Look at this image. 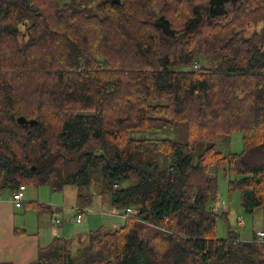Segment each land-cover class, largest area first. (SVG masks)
I'll use <instances>...</instances> for the list:
<instances>
[{
  "label": "trees",
  "instance_id": "obj_1",
  "mask_svg": "<svg viewBox=\"0 0 264 264\" xmlns=\"http://www.w3.org/2000/svg\"><path fill=\"white\" fill-rule=\"evenodd\" d=\"M212 1L0 0L1 188L75 187L82 209L95 189L137 212L73 254L55 238L28 264H264L255 237L216 238L210 208L212 167L234 176L244 213L264 208V0L209 14ZM203 57L218 63L196 68ZM174 124L185 142L130 136ZM234 132L242 152L215 151Z\"/></svg>",
  "mask_w": 264,
  "mask_h": 264
},
{
  "label": "rangeland",
  "instance_id": "obj_2",
  "mask_svg": "<svg viewBox=\"0 0 264 264\" xmlns=\"http://www.w3.org/2000/svg\"><path fill=\"white\" fill-rule=\"evenodd\" d=\"M239 0H223L218 3L216 7L214 4L211 6L215 8L217 12L222 13L231 9L234 4ZM60 6L70 3V0H57ZM262 24L248 25L246 33L250 34L254 30H260ZM217 59L201 58L195 64L196 68H200L202 65L216 66ZM132 138L136 139H170L177 142L186 141V126L185 124H174L170 129H164L159 132H145L135 131L130 134ZM215 151L221 153L223 156L228 154H240L243 149L242 135L238 132L231 133L229 136L218 135L214 139ZM199 153L197 148L193 157L196 158V154ZM148 158L154 159L161 169L168 166V160L163 153L149 154ZM210 175L216 178L217 181V200L223 202L221 208L215 213L216 218V238L225 239L229 233L234 234L238 240L252 241L254 235L259 231L264 230V208L256 210L253 214H246L243 212L241 204V196L238 191H229L228 182L233 180L234 176H225V172L222 168L210 169ZM134 184V182H128L123 187H128ZM27 193L34 194V197H40L43 203L52 205V209L59 210L54 214L55 217L66 226L68 233L64 237V251L67 254H73L75 249L87 244L88 232L98 229L101 225L105 227V230L111 232L112 222L117 225L123 224V219L111 216V208L108 204V197L106 195H99L95 189H91L92 203L89 206L84 207V215L81 223L75 222L76 216V194L77 189L75 187H67L61 193H51L46 186H30L27 187ZM115 211V210H114ZM34 215L36 212L33 211ZM112 214H118V212H112ZM41 219L44 217L43 227L46 230L45 233H50L52 222L50 215L47 213L40 214ZM88 218L90 221L88 222ZM243 219V225L238 224V219ZM97 224V225H95ZM94 226V227H93ZM60 228V227H59ZM79 233V234H78ZM240 238V239H239Z\"/></svg>",
  "mask_w": 264,
  "mask_h": 264
},
{
  "label": "crops",
  "instance_id": "obj_3",
  "mask_svg": "<svg viewBox=\"0 0 264 264\" xmlns=\"http://www.w3.org/2000/svg\"><path fill=\"white\" fill-rule=\"evenodd\" d=\"M26 192L27 188L24 192L23 206L16 208L12 202L13 193L2 189L0 181V264H28L35 260L39 249L50 245L55 238L64 240L65 234L68 233V229L62 223L56 227L53 226V221L58 220L54 214L59 210H54L52 205L41 202L40 197H34V194L27 193L26 195ZM35 203L46 206L47 210L37 212L33 207ZM33 211L36 215L32 213ZM109 211L113 217L115 215L112 212H118L111 208ZM43 213L50 215L52 222L50 233H45L44 217L41 219L40 215ZM89 221L90 218H88ZM120 225L112 222L111 227L115 229Z\"/></svg>",
  "mask_w": 264,
  "mask_h": 264
},
{
  "label": "built area",
  "instance_id": "obj_4",
  "mask_svg": "<svg viewBox=\"0 0 264 264\" xmlns=\"http://www.w3.org/2000/svg\"><path fill=\"white\" fill-rule=\"evenodd\" d=\"M26 190L25 186H19V188L12 194V202L16 208H21L23 206V197H24V192ZM223 205V202H219L218 200L212 201L210 204V208L212 211L216 212L219 208H221ZM85 211L82 208H77L76 209V216H75V222L76 223H81L83 220V215ZM115 216H118L119 218L125 220L129 217L137 215V212L134 209L127 208L125 211L120 212L119 214H114ZM141 222L140 220H137ZM60 224L59 220H54L53 221V226L56 227ZM238 224L241 226L243 225V219L239 218L238 219ZM255 240L258 243H264V230L259 231L258 233L255 234Z\"/></svg>",
  "mask_w": 264,
  "mask_h": 264
},
{
  "label": "flooded vegetation",
  "instance_id": "obj_5",
  "mask_svg": "<svg viewBox=\"0 0 264 264\" xmlns=\"http://www.w3.org/2000/svg\"><path fill=\"white\" fill-rule=\"evenodd\" d=\"M221 1H223V0H213L209 5H207L206 7H205V9H208L209 11L207 12V13H211V12H213V13H219V12H217V10L215 9V8H212L211 6L214 4L216 7L218 6V3L219 2H221ZM242 0H239L236 4H234V6L231 8V9H229V10H232L239 2H241ZM203 8H200V10H202ZM228 11V10H227ZM226 11V12H227Z\"/></svg>",
  "mask_w": 264,
  "mask_h": 264
},
{
  "label": "water",
  "instance_id": "obj_6",
  "mask_svg": "<svg viewBox=\"0 0 264 264\" xmlns=\"http://www.w3.org/2000/svg\"><path fill=\"white\" fill-rule=\"evenodd\" d=\"M16 122L18 125H33L35 120H26L23 116H19L16 118ZM32 170H34V168H32Z\"/></svg>",
  "mask_w": 264,
  "mask_h": 264
}]
</instances>
